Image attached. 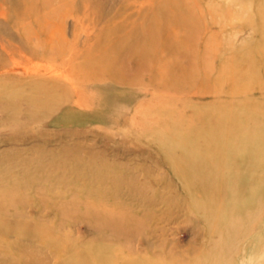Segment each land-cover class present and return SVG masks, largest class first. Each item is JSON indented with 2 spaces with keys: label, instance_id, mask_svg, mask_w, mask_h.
I'll return each mask as SVG.
<instances>
[{
  "label": "rangeland",
  "instance_id": "rangeland-1",
  "mask_svg": "<svg viewBox=\"0 0 264 264\" xmlns=\"http://www.w3.org/2000/svg\"><path fill=\"white\" fill-rule=\"evenodd\" d=\"M229 229L217 264H264V0H0V264H211Z\"/></svg>",
  "mask_w": 264,
  "mask_h": 264
},
{
  "label": "bare ground",
  "instance_id": "bare-ground-1",
  "mask_svg": "<svg viewBox=\"0 0 264 264\" xmlns=\"http://www.w3.org/2000/svg\"><path fill=\"white\" fill-rule=\"evenodd\" d=\"M244 165V164H243ZM181 166V165H180ZM207 173V172H206ZM196 180V177L194 178ZM200 181V183H205L207 186H210V188L212 190H214V187H217V189L221 190L223 189V186L221 184V182L218 184H216V180H219V181H223V179H216L215 177H213L212 179H208L206 177H203L202 179H198ZM208 180L210 181V185H208ZM214 182V183H213ZM218 185V186H216ZM212 193V192H210ZM249 213H246L242 216V215H236V216H229L228 220H229V225L232 226V225H239L241 224V222H243V220H245V217L248 219L249 218ZM117 219H120L119 217ZM233 231H231L230 229L229 230H226V237H225V241H224V252H222V254H220L219 256H215L214 257V263L212 262L211 264H217L219 263V261L222 262V260L219 259V257H222L223 254H226L227 256L230 254V251L232 249V245H231V233ZM244 252V251H243ZM226 256V257H227ZM219 260V261H218ZM256 255L254 253V255H249V256H246L244 257L242 260H241V263L242 264H256Z\"/></svg>",
  "mask_w": 264,
  "mask_h": 264
}]
</instances>
